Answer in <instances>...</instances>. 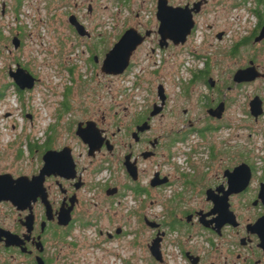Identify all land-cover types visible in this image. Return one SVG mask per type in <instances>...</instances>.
I'll list each match as a JSON object with an SVG mask.
<instances>
[{
  "label": "flooded vegetation",
  "instance_id": "af4514ba",
  "mask_svg": "<svg viewBox=\"0 0 264 264\" xmlns=\"http://www.w3.org/2000/svg\"><path fill=\"white\" fill-rule=\"evenodd\" d=\"M45 1L73 2H68V9L64 11L69 33L66 39L57 40L55 51L56 67L66 73L77 69L100 72L105 54L129 29L143 36V42L133 52L123 74L111 76L100 72L102 77H130L132 86L137 88L143 71L137 75L131 73L135 66L132 59L148 41L155 45L149 47L150 53L166 52L162 58L164 64L174 59L173 52L183 50L192 62H179L176 73L172 71L175 76L170 83L173 81L178 90L173 96L162 80L158 82L154 78L158 83L152 94L156 97L143 107L128 103L114 105V111L101 108L88 111L87 119L81 122L92 123L101 133L104 140L100 149L89 155L88 144L76 135L80 122L70 131L82 145L87 163L78 159L70 145L52 143L46 147L45 138L41 144L34 143L38 146L34 152L28 149L30 159L21 154L6 169L0 168V264H91L87 254L79 257L81 244L74 235L76 227L94 232L96 242L91 248L103 253L102 264H135L137 255L124 256L119 243L124 239H127L125 243L136 246L138 259L141 257L145 264H264V245L259 246L260 237H264V190H261L264 153L236 163L220 157L207 137L228 128L224 119L231 101L227 98L229 91L264 83V69L253 58L256 47H264V37L256 41L264 31V0H181L177 4L166 0L168 6L190 11L193 27L183 43L161 41L155 17L158 0L150 2L147 12L151 18L140 15L144 12V0L142 3L141 0H115L113 14L109 12L112 6L102 5V0ZM13 2L15 12L17 0ZM6 7L1 1V15ZM102 7L109 15L107 20L114 21V28L117 24L119 27L110 48L106 45L108 38L102 33L103 23L93 18ZM70 15L83 26L85 35L77 34L68 23ZM253 19V26L246 25ZM147 32L149 35L145 36ZM15 36L20 40L16 50H22L23 35L17 31ZM203 38L210 43L208 53L200 51ZM227 39L236 40L229 43ZM226 42L228 46L222 44ZM247 47L254 54L244 57L241 66L222 76L215 72L219 69L220 55L235 59ZM17 65L15 62L14 68L9 69L14 70ZM154 66L149 72L152 77L161 70V64L154 63ZM247 68H254L259 77L236 83L235 73ZM31 74L39 83L37 75ZM71 76L69 83H72ZM12 85L17 88L13 82ZM159 86L163 88V102L158 96ZM195 86L206 90L198 99L200 110L193 111L176 103L177 97L186 100L192 97ZM255 96L260 98L263 111L257 120L249 111V103ZM221 104L220 117L212 116L210 111L218 113ZM246 117L253 118L255 123L264 117V97L254 94L248 100ZM66 147L73 169L44 170L45 152ZM114 160L119 175L113 171ZM241 164L249 168L247 183L244 172L230 175ZM41 171L42 177H38ZM34 177L37 180H32ZM64 219H69L66 225L61 224ZM141 230L145 234L142 245ZM113 242L118 243L119 250L107 248Z\"/></svg>",
  "mask_w": 264,
  "mask_h": 264
},
{
  "label": "rangeland",
  "instance_id": "374dc122",
  "mask_svg": "<svg viewBox=\"0 0 264 264\" xmlns=\"http://www.w3.org/2000/svg\"><path fill=\"white\" fill-rule=\"evenodd\" d=\"M1 1L7 4V9L4 15H1L0 12V91L9 83L12 84L7 71L9 68H14L15 62L18 61H20L21 65H26L30 72L36 74L41 83H36L32 90L24 92L21 96L16 94L13 86H9L5 91V96L0 100V168L6 169L8 164L18 157L19 152L24 158L30 159L27 156L28 144H41L50 134L49 128L54 124L56 125V131L50 135L52 136L53 144L72 146L74 152L78 155V159L87 163V158L84 159L82 145L78 143L70 131L74 129L78 122L87 119L88 111H96L98 108L114 111L116 110L114 105L127 106L128 103H133L135 107H143L145 103L155 99L156 95L152 93L156 91V84L161 82V80L167 85L173 96L178 90L176 85H173V81L170 83V80H174L175 76V74L172 76V71L176 73L177 63L179 62H192L189 55L183 50L173 52L172 54L175 53L174 59L164 64L162 63L164 62L162 58L166 52L150 53L149 47L155 45L148 41L132 59L135 66L131 73L137 75L140 71H143L137 88L132 86L131 81L133 79L130 77L126 79L104 78L98 69H90L87 73L82 69H77L73 74L74 82L69 83L68 73L56 67L55 51L57 40L60 38L64 39L69 33L66 28L67 17L64 11L68 9V2L69 4L73 2L66 1V4H64L59 1L56 4H50L45 0H22L18 13H16V11H13L14 0H0V5ZM169 1L177 4L181 0ZM102 2V5L112 6L109 12L113 14L112 9H115V0H102ZM150 2L151 0H144L145 8L144 12L140 14L141 17L146 18L148 15L151 18L150 13L147 12L151 7ZM140 3H142V0ZM107 15L108 13H105L102 7L100 12L97 11L93 14V18L98 20L99 23H103L102 33L105 38H108L106 45L110 48L113 45V37L118 35L119 27L117 24V27L114 28V21L112 22L109 19L108 21ZM246 16L247 14L244 15V17ZM232 17H235V14ZM243 21L244 18L242 19ZM204 24L205 22H202V25ZM253 24H255L254 19L246 22L248 26H253ZM17 31H20L23 35L24 43L22 50L14 51L11 39ZM234 40L227 39L229 43ZM228 42L222 44L228 46ZM68 46L69 43L67 44ZM208 46H210V43L203 38L200 51L208 53ZM222 46L224 45L220 47ZM253 54L247 47L243 48L241 55L234 57L235 59L220 55L218 59L219 69L218 71L216 69L215 72H218L221 76L222 74H229V72H233L244 63L242 62L245 60L244 57L247 58L248 55ZM71 58H73V55ZM253 58H256L257 63L264 69V47H256V53ZM154 63L161 64V70L158 75L152 77L149 72L150 69L155 68ZM95 73H98L99 76H96ZM66 87L71 88L69 95L71 111L63 114L58 121L57 117L59 110H61L62 95ZM194 89L195 91L191 93L192 97L187 100L177 97L176 103L193 111L200 110L198 99L201 93L206 94V90L202 86H195ZM263 92L264 83L256 82L233 89L227 93V98H230L231 101L228 105L224 123L228 125V128H222L218 133L207 136L208 140L213 142L218 149L217 153L220 157L232 159L237 163L244 158H254L257 157L256 155H263L264 117L259 118L257 123L254 122L253 118L246 117L248 100L254 94L264 97ZM117 110H120V108L118 107ZM157 124L161 123L157 121ZM112 167L115 174L119 175L115 160L112 163ZM76 228L74 235L78 236L77 240L81 244L78 251L79 257L81 258L82 254L86 257L87 254V261H90L91 264H102L101 257L103 253L96 250V248H91V245L96 242L94 232L90 230L86 232L85 229ZM87 235H90V237ZM86 236L89 238L87 240V250L85 249ZM139 239L140 245H142V240L145 239L144 230H141ZM125 240L127 239L122 240V242L119 241L124 251V256L128 257L133 253V255H137L134 260L135 264H145L141 257L138 259L136 246L125 243ZM117 244V242H113L108 244L107 248L111 247L119 250ZM141 250L143 251V248ZM141 250L140 255L143 256ZM144 256L148 260L147 255L144 254Z\"/></svg>",
  "mask_w": 264,
  "mask_h": 264
},
{
  "label": "water",
  "instance_id": "95a60500",
  "mask_svg": "<svg viewBox=\"0 0 264 264\" xmlns=\"http://www.w3.org/2000/svg\"><path fill=\"white\" fill-rule=\"evenodd\" d=\"M189 13V14H188ZM156 20L159 22L158 34L161 37V41L167 39L172 40L174 43L181 42L183 43L190 32V29L193 27V21L191 18L190 11L186 8L180 7H171L168 6L166 0H158L157 9H156ZM68 23L75 29L77 34L80 36L85 35L86 33L83 30V26L79 24L75 16L70 15L68 17ZM263 32V33H262ZM261 32V35L256 39L259 41L264 37V31ZM88 35V34H87ZM147 32L145 36H148ZM144 37L140 36L135 30L129 29L125 31L118 41L113 45V47L105 54L102 61L100 72L105 75L117 76L124 73L129 65L130 58L136 48L143 42ZM11 44L14 50L18 49L20 46V40L17 36L13 37ZM163 45L161 44V47ZM8 77L12 80L13 84L20 91H30L34 88L38 80L26 69L22 68L20 65H17L14 70H8ZM259 77V73L254 68H247L245 70H239L234 75V81L236 83L241 82H250L255 78ZM158 96L160 101H164V93L162 86L158 87ZM223 111V105L215 111H210L212 116L220 117L221 112ZM249 111L251 116L257 120V118L262 115V105L259 97L255 96L249 103ZM89 122H80L77 125L76 135L81 138L84 144L89 146V155H93L95 151H98L103 144V138L101 133L94 127L93 124ZM85 125V127H83ZM88 137V138H87ZM109 144V143H106ZM108 147V146H107ZM44 160V170L51 171L52 168L61 169V170H70L73 169V161L70 155L69 148H64L61 151H46L43 155ZM134 171V169H133ZM133 171H130V175L133 179H136V176ZM133 172V173H132ZM245 174L246 183L249 180V168L245 164H241L234 168L230 173L231 176ZM42 171L38 175L42 177ZM54 173V172H51ZM38 177L32 178V180H37ZM21 179H19L20 181ZM261 190H264V184L261 185ZM61 224L66 225L69 222V219L61 220ZM153 245V244H152ZM264 245V237H260V247ZM156 248V247H155ZM152 251V247L150 248ZM153 252V251H152ZM154 254V253H152ZM155 256V255H154ZM156 257V256H155Z\"/></svg>",
  "mask_w": 264,
  "mask_h": 264
},
{
  "label": "trees",
  "instance_id": "16d2710c",
  "mask_svg": "<svg viewBox=\"0 0 264 264\" xmlns=\"http://www.w3.org/2000/svg\"><path fill=\"white\" fill-rule=\"evenodd\" d=\"M22 2L21 0H17V6H16V13H18V8L21 6ZM1 37V36H0ZM20 61L16 62V64H19ZM23 68H25L26 70H28L30 72V70L27 68L26 65H21ZM32 73V72H31ZM69 73V76H71L72 74H74V72L72 70H69L68 71ZM71 81L74 82L73 80V77L71 76L70 77ZM12 85V84H11ZM11 85H7V86H4V88L0 91V100L5 96V91L7 90V88ZM13 86V85H12ZM15 89V92L16 94H18L19 96H21L23 94V92L19 91L17 88H14ZM70 92H71V88L69 87H66V90L64 92V94L62 95L63 96V100H62V103L60 104L61 106V110H59V115H58V121L62 118L63 114L65 113H69L71 111V105H70V102H69V95H70ZM49 131H50V134L46 137V140H45V146L48 147L50 146L53 142H52V136H50L52 133H55L56 131V125H52L50 128H49ZM28 147H29V150L31 152H34V150L38 147L37 145H35L34 143H30L28 144ZM18 155H21V152L18 153Z\"/></svg>",
  "mask_w": 264,
  "mask_h": 264
},
{
  "label": "built area",
  "instance_id": "2783aa9c",
  "mask_svg": "<svg viewBox=\"0 0 264 264\" xmlns=\"http://www.w3.org/2000/svg\"><path fill=\"white\" fill-rule=\"evenodd\" d=\"M21 18H23V17H21ZM21 20V19H20ZM158 52V51H157Z\"/></svg>",
  "mask_w": 264,
  "mask_h": 264
}]
</instances>
